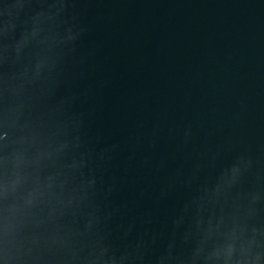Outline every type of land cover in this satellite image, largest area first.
<instances>
[{
    "label": "water",
    "instance_id": "1",
    "mask_svg": "<svg viewBox=\"0 0 264 264\" xmlns=\"http://www.w3.org/2000/svg\"><path fill=\"white\" fill-rule=\"evenodd\" d=\"M0 264H264V0H0Z\"/></svg>",
    "mask_w": 264,
    "mask_h": 264
}]
</instances>
